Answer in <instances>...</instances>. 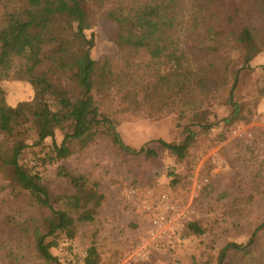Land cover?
Instances as JSON below:
<instances>
[{"label": "trees", "instance_id": "obj_1", "mask_svg": "<svg viewBox=\"0 0 264 264\" xmlns=\"http://www.w3.org/2000/svg\"><path fill=\"white\" fill-rule=\"evenodd\" d=\"M92 12L108 25L124 61L120 69L90 55L94 37L87 38L83 23ZM24 35L30 37L27 48ZM233 52L240 54L239 68ZM262 53L264 0H0V149L13 150L8 161L0 157V174L9 176L8 200H18L19 207L3 211L0 206V258L7 264H62L51 252L58 244L49 239L60 232L74 240L77 224L93 223L105 201L96 182L65 174L72 192L65 197L66 208L57 209L39 173L22 163L27 150L54 139L64 124V139L55 155L41 159L43 166L69 157L72 143L88 147L101 129L119 151L156 157L147 146H128L102 112L108 96L119 94L126 111L141 110L154 98L159 112L189 114L181 143L158 141L184 161L197 142L196 130L209 131L242 118V105L234 99L239 76ZM140 54L147 62L134 64ZM5 81L31 86L29 113L5 110ZM141 96L144 103L137 100ZM220 104L231 114L215 124L210 113ZM263 229L264 224L245 246L228 244L217 264H224L229 252L255 260V238ZM186 231L204 234L196 221L189 222ZM99 261L97 248L90 247L84 263Z\"/></svg>", "mask_w": 264, "mask_h": 264}, {"label": "rangeland", "instance_id": "obj_2", "mask_svg": "<svg viewBox=\"0 0 264 264\" xmlns=\"http://www.w3.org/2000/svg\"><path fill=\"white\" fill-rule=\"evenodd\" d=\"M115 15L118 18L121 14L116 11ZM83 28L87 38L94 37L92 59L108 60L115 69H120L124 61L118 56L108 25L100 20L99 13L88 14ZM29 43L30 37L24 35V47ZM231 57L239 68V52H233ZM132 61L145 63L147 57L140 54ZM1 87L5 91L6 111H31L26 105L33 99L30 85L5 81ZM108 97L101 110L114 121L123 141L137 150L147 146L157 156L148 158L121 152L101 129L88 147L82 149L72 143L69 157L43 166L41 159L55 155L56 145H61L66 131L62 128L64 124L57 127L54 139L27 150L22 163L39 173L57 209L66 208L65 197L72 192L65 174L96 182L99 192L105 195L95 221L77 224L74 240H66L60 232L49 239L58 244L52 248V254L62 264H85L88 249L95 246L99 264H127L148 231L151 218L142 207L136 206L134 199L153 206L164 195L181 208L190 207L194 212L190 222H198L204 234L188 233V222L181 232L182 243L176 249L154 252L148 260L133 264H217L219 252L228 244L247 245L255 230L264 224V53L239 76L234 99L242 105V118L230 125L221 123L209 131L196 130L197 142L184 161L176 160L158 141L181 143L188 113L182 117L176 112H159L154 98L141 110L126 111L121 95ZM143 98L137 100L144 103ZM230 114L229 107L215 105L210 119L216 124ZM32 143L34 140L29 144ZM12 152L11 148H2L0 157L8 161ZM7 178L8 175L0 174V206L3 211H18V200L14 204L8 200L11 189ZM131 190L135 191L134 197L128 195ZM253 253L255 260L229 252L224 264H259V260L264 264V229L255 238ZM0 264H7L4 256Z\"/></svg>", "mask_w": 264, "mask_h": 264}, {"label": "built area", "instance_id": "obj_3", "mask_svg": "<svg viewBox=\"0 0 264 264\" xmlns=\"http://www.w3.org/2000/svg\"><path fill=\"white\" fill-rule=\"evenodd\" d=\"M128 195L134 197L135 191L131 190ZM134 200H136V206L142 207L143 212L151 215V218L148 231L141 238L127 264L144 262L154 252L176 249L182 243L181 232L191 221L194 215L193 210L190 207L181 208L170 201L167 195L161 197L153 206L140 201L139 198Z\"/></svg>", "mask_w": 264, "mask_h": 264}]
</instances>
